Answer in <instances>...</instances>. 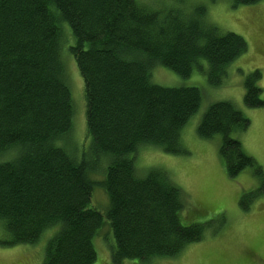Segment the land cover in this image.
<instances>
[{
    "label": "trees",
    "instance_id": "obj_1",
    "mask_svg": "<svg viewBox=\"0 0 264 264\" xmlns=\"http://www.w3.org/2000/svg\"><path fill=\"white\" fill-rule=\"evenodd\" d=\"M204 12L199 7L181 22L179 9L164 12L139 0H0L4 245L35 244L54 230L42 264H95L94 238L107 220L112 262L121 264L173 258L205 237L208 222L184 221L189 198L168 172L150 168L142 175L135 163L148 145L187 152L182 129L202 101L197 86L154 83L152 69L162 65L187 78L204 59L217 86L227 66L247 51L238 33L191 18L203 19ZM66 54L76 60L85 87L88 146L79 151L70 140L74 102ZM260 78L259 70L246 77L248 106H264ZM249 126L230 101L211 104L198 125L202 138L221 135L230 177L250 167L263 178L261 165L232 136ZM96 186L109 197L105 213L92 207ZM258 194L244 192L242 208L249 210Z\"/></svg>",
    "mask_w": 264,
    "mask_h": 264
},
{
    "label": "rangeland",
    "instance_id": "obj_2",
    "mask_svg": "<svg viewBox=\"0 0 264 264\" xmlns=\"http://www.w3.org/2000/svg\"><path fill=\"white\" fill-rule=\"evenodd\" d=\"M139 1L164 12L179 9L181 22L189 18L190 11L204 7L203 19L191 17L194 21L214 26L221 33H238L245 38L248 48L227 66L226 75L217 86L209 81L208 64L204 59L198 61L187 78L162 65L152 69L154 83L169 87L197 86L202 92V101L197 113L182 129V146L187 152L167 153L156 146H145L135 159L138 172L145 175L150 168L167 171L188 195L187 206L183 209L184 221L208 224L206 235L200 242L187 245L173 258L149 262L128 259L121 264H264V193L260 191L264 186V106L251 107L244 101L246 77L255 70L261 72L257 84L264 100V1L250 5H234V0ZM65 62L74 102L70 140L79 151L83 145V149L88 146L84 80L72 55L66 54ZM217 101L232 102L249 119V128L234 131L232 136L239 139L244 151L261 165L263 178L256 176L250 167L230 177L220 153L221 135L212 138L198 135L197 128L205 111ZM250 191L260 194L253 199L250 209L244 210L239 201L244 192ZM108 205L105 189L96 186L92 207L105 213ZM53 234L54 230H48L35 244L8 246L2 243L7 240V235L0 221V264H42L48 240ZM111 244L113 246V236L106 220L94 238L95 264H114Z\"/></svg>",
    "mask_w": 264,
    "mask_h": 264
}]
</instances>
